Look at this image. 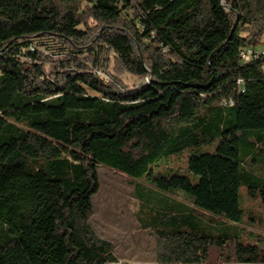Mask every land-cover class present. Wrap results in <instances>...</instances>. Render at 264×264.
<instances>
[{"label": "trees", "instance_id": "1", "mask_svg": "<svg viewBox=\"0 0 264 264\" xmlns=\"http://www.w3.org/2000/svg\"><path fill=\"white\" fill-rule=\"evenodd\" d=\"M263 35L264 0H0V264H264L239 229L241 187L264 205L263 61L239 55ZM105 171L149 246L93 226Z\"/></svg>", "mask_w": 264, "mask_h": 264}, {"label": "rangeland", "instance_id": "2", "mask_svg": "<svg viewBox=\"0 0 264 264\" xmlns=\"http://www.w3.org/2000/svg\"><path fill=\"white\" fill-rule=\"evenodd\" d=\"M49 45L50 53H56L57 45L51 42ZM46 50V49H43ZM108 72L113 78L118 79L128 87L139 86V82L132 78L131 75L125 73L114 63L110 56L108 64ZM187 158L182 157L175 160L171 167L179 170L183 175H191L186 173ZM255 169V168H254ZM256 174L264 173L263 168L255 169ZM101 192L95 199V209L93 215V226L96 228L100 236H104L114 242L118 249H124L134 240L138 242L140 247H147L150 244L149 236L139 232L133 219V213L136 211L137 203L130 196L131 190L125 178L104 172L101 175ZM240 208L244 214V222L239 226L242 233V239L246 244L259 245L264 248V205L259 199H252L247 195L244 187L240 188ZM178 201L186 202L185 198L178 194ZM250 218L252 221H250ZM219 253L212 249L210 251L207 264H221ZM126 264H154L151 261H133Z\"/></svg>", "mask_w": 264, "mask_h": 264}, {"label": "built area", "instance_id": "3", "mask_svg": "<svg viewBox=\"0 0 264 264\" xmlns=\"http://www.w3.org/2000/svg\"><path fill=\"white\" fill-rule=\"evenodd\" d=\"M222 1L223 0H221V2ZM239 55L243 64L262 60L263 64L261 66V70L264 73V35L258 44L242 50Z\"/></svg>", "mask_w": 264, "mask_h": 264}]
</instances>
